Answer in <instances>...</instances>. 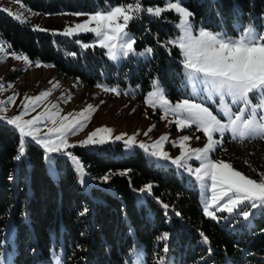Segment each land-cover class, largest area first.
Segmentation results:
<instances>
[{
    "label": "trees",
    "instance_id": "16d2710c",
    "mask_svg": "<svg viewBox=\"0 0 264 264\" xmlns=\"http://www.w3.org/2000/svg\"><path fill=\"white\" fill-rule=\"evenodd\" d=\"M129 1L19 0L46 14L91 12ZM165 1L141 0V4L146 7ZM180 2L194 13L195 28L222 27L229 33L236 32L235 26L256 22L264 13V0ZM177 17L167 10L159 17L140 12L131 19L127 27L135 38V48L151 47L152 55L136 60L129 57L118 65L109 61L105 48L94 43L92 32L65 36L40 31L3 10L0 39L11 50L32 61L49 63L58 74L78 78L87 86L128 81L146 89L157 74L171 97L177 98L179 91L174 87L184 80L182 57L179 48L164 46L178 34ZM84 44L90 47L84 48ZM19 141V132L0 120V241L10 223L14 233L12 243L7 244L14 251L13 264H54L53 249L62 250L63 264H127L134 242L142 246L146 264H157L165 244L167 254L179 264H264V209L249 223L244 219L232 224L213 220L204 215L198 189L186 175H179L171 164H155L142 149H127L119 140L67 148L83 163L87 184L78 180L72 159L61 153L52 155L57 173L52 177L45 149L33 140H28L24 155L16 160ZM219 150L252 176L264 169L262 138L241 141L226 135ZM124 170L130 171L119 174ZM105 175L110 177L108 182L102 180ZM150 183V194L138 191ZM158 201L170 205L167 215ZM165 232L168 239L157 240ZM200 233L208 237L207 244Z\"/></svg>",
    "mask_w": 264,
    "mask_h": 264
},
{
    "label": "snow or ice",
    "instance_id": "6c2138e0",
    "mask_svg": "<svg viewBox=\"0 0 264 264\" xmlns=\"http://www.w3.org/2000/svg\"><path fill=\"white\" fill-rule=\"evenodd\" d=\"M17 3H19V0H17ZM166 5V8L145 9L141 6V0H131L130 3L109 6L92 14L74 13L73 15L77 16L88 15L89 21L76 24L74 27H66L62 34L72 36L77 31L95 33L100 47L107 49L105 54L113 62L130 55L147 56L152 52V48L149 47L145 48L143 52H136L133 47L136 42L135 38L125 30L129 20L135 18L141 11L159 17L164 11L175 10L179 18V23L175 26L180 30V34L176 38L167 41L164 46L167 48L171 45L179 48L182 57L180 63L183 65L188 85L193 88V95L198 96L197 89L202 86L200 91L205 94L204 99L213 100L214 97L218 98L220 101L218 114L222 113L223 116L227 117L228 122L226 124L222 123L218 119V114H213L203 103H196L195 99H182L173 104L167 99L158 80L153 79L151 81L152 91L147 93L145 103L154 109L163 110L165 116H162V119L169 113L173 114L175 120L169 123H175L178 129L195 126L198 131H202L207 137V143L202 148H191L186 142L192 137L181 136L179 138L181 154L175 158H170L168 153L163 151V143L168 140L166 134L161 135L151 146L139 142L138 147L143 149L147 156L160 163L161 166H166L170 161L177 169H183L189 174L190 178L194 177V181L202 189L211 187V201L209 202L207 199L204 201L203 211L205 216L216 220V211H227L230 214L235 212L237 215H242L245 219H248L250 213L243 210L245 207L252 209L264 207V174H261L259 181L251 179L240 171L233 169L228 163L210 160L209 153L214 152L222 142L220 139L214 138V133H218L223 137L225 132H231L234 140L239 138L241 141L257 137L264 139V31H257L252 25L243 27L236 36H228L225 32H212L204 27L195 30L191 20L194 13L184 8L180 0H176L175 3L172 0H166ZM0 10L10 13L7 8ZM13 15L21 23L27 22L20 14ZM121 19L123 23L118 22ZM93 21L95 26L90 27L89 24ZM34 28L40 31H48L47 29H40L38 25ZM76 43H80V41L77 40ZM83 47L88 48L90 45L84 44ZM10 48L11 45L0 40V62H3L7 55H11L14 59H23L26 63H32L23 54L7 52L6 49ZM70 55H75V53H70ZM36 66H39L38 62ZM55 86H58V82ZM7 87L11 88L12 85L8 84ZM97 87L104 86L97 85ZM4 88L5 84L0 78V90H4ZM51 91V89H47L34 97L25 94V99L30 101V104L24 105V111L11 118L0 115V120H6L9 125H12L19 132V154L15 157L16 160H20L24 155L25 145L30 138L43 147L47 153H61L70 157L80 174L81 183H83V178L86 175L84 165L78 157L65 151L67 148L75 146L68 143L67 136L74 135L77 131L82 130L90 119V116L85 115V113L94 111L98 106L87 105L76 116L72 113L61 116L59 123L53 119V117L59 116V112L52 113L50 109L45 113H38L31 119H23L29 108L34 110L44 98L51 95ZM105 91L120 94L115 88H105ZM124 94H134V90L130 89ZM15 95L17 94L8 97V103L15 102ZM255 97H259V100L254 105L252 104V98ZM68 99H71V97L69 96ZM4 103V101H0V105ZM233 106H238L236 112L231 111ZM52 107L56 108L57 105ZM5 111L6 108L0 107V113ZM45 117H47V120ZM69 117H72L70 121ZM48 120L51 121L53 127L48 128L47 132L41 134L38 125L40 123L46 124ZM65 121L69 122L65 123ZM154 127L155 125H152L148 132H151ZM112 131L110 128L96 129L78 143L81 146L104 144L107 142L105 138L93 139V137L101 132L111 133ZM148 132H145L144 135L147 136ZM137 134H133L125 140L126 147L131 149L137 146L135 140ZM125 135L127 134L122 133L114 139L121 140ZM196 139H200V137H196ZM193 157L201 161L200 166L195 169L187 162L188 159ZM47 158L49 161L51 160V157ZM128 171L130 170H124L119 174L124 175ZM109 178V175H105L102 180L108 182ZM152 188L153 185L150 183L144 185L138 191L150 194ZM158 202L165 209L167 215L170 205L164 204L162 201ZM213 208H215V211L210 210ZM86 211L87 209H85ZM83 214L81 213V215ZM175 214L180 215L179 212ZM200 235L203 242L207 244L208 237L203 233H200ZM168 237L169 233L165 232L157 237V240L166 241ZM3 243L4 241H0V246ZM168 250V245L165 244L163 252L167 254ZM132 252L134 255L137 254V249L133 248ZM0 264H10V261L6 260L2 252H0ZM55 264H62V258L55 257ZM140 264H142V261ZM157 264H167L166 256H159Z\"/></svg>",
    "mask_w": 264,
    "mask_h": 264
},
{
    "label": "rangeland",
    "instance_id": "374dc122",
    "mask_svg": "<svg viewBox=\"0 0 264 264\" xmlns=\"http://www.w3.org/2000/svg\"><path fill=\"white\" fill-rule=\"evenodd\" d=\"M126 2L124 4L130 3ZM173 3L176 0H172ZM181 3V2H180ZM120 4H113L109 6H117ZM184 8H186L183 4H181ZM108 6V7H109ZM142 8H166V1L162 4L150 5L144 7L141 4ZM7 8L10 10L7 12L11 16L14 17L13 14H20L22 18H25L27 23L34 27L36 25L39 26L40 29H47L49 32L54 34H61L63 35V31L66 27H74L76 24L84 23L85 21H89L88 15H73L74 13H83V14H92L96 11H100L103 9H97L91 12H73V11H59L54 13H41L37 11H33L23 5L21 2L17 3L16 0H0V9ZM107 8V7H106ZM175 12V10H173ZM146 12V11H141ZM148 13V12H146ZM176 13V12H175ZM149 14V13H148ZM151 15V14H150ZM178 16V15H177ZM130 21V20H129ZM119 23H123V20H119ZM129 23V22H128ZM179 23V18L175 20V25ZM193 23V22H192ZM128 25V24H127ZM125 30L132 35V31L127 27ZM194 25V24H193ZM252 25L256 28L257 31H264V13L262 14L261 19H258L256 22H249L245 24L243 27H247ZM90 27H94L95 23L90 22ZM200 27H194L195 30H198ZM236 32L229 33L224 28L218 29H210L206 28L212 32H225L228 36H236L238 31L241 30L243 27L235 26ZM81 33L80 31L75 32L74 34ZM180 34V30L178 29V34L173 37L172 39L176 38ZM94 36V43L100 45L95 33ZM133 36V35H132ZM1 40V39H0ZM135 48V46L133 45ZM145 48L136 49V52H143ZM151 48V47H150ZM7 52H15L17 54H23L21 52H17L15 50L6 49ZM107 49H105V53ZM24 55V54H23ZM152 55V52L147 56H136L130 55L126 58H123L119 61L113 62L109 58V61L114 64H119L121 61L128 59L129 57H133L134 60L138 58H147ZM25 56V55H24ZM27 57V56H26ZM108 57V56H107ZM29 59V58H28ZM30 60V59H29ZM32 61V60H30ZM37 62L39 66H36ZM0 78H2V82L5 84L4 90H0V101H4L3 105L0 107L6 108L4 113H0L7 118H11L12 116L20 114L24 111V105L30 104V101L25 99V94L29 97H34L39 95L41 92L51 89V95L47 96L35 107L34 110L29 108L27 114L23 116V119H31L33 116H36L38 113H45L49 109L52 113L59 112V116L53 117V119L57 120L59 123L60 117L64 116L68 113H72L76 116L82 109H85L87 105L98 106L95 108L94 111L86 112L85 115H89L90 119L86 122V126L79 130L74 135H68L67 141L70 145H80L78 142L84 140L90 133L94 130L99 128H110L113 131L111 133L101 132L98 133L97 136L93 137V139H100L105 138L107 141H114L116 136L125 133V135L121 140L125 145V140L128 137L133 136V134L138 133L135 135V140L137 142V147L139 142H144L146 146H151L154 141H156L161 135H167L168 140L163 143V151L167 152L170 158H175L180 156L181 148L179 147V138L181 136H189L192 137L189 141L186 142L191 148H202L207 143V137L203 134L202 131H198L195 126L186 129H178L175 123H169L170 121L175 120V116L171 113L167 114V116L162 119V116H165L163 110L157 108L154 109L153 107L149 106L145 103V97L149 91H152V86L150 85L149 88L143 89L140 83L132 84L128 81L125 83L116 82V83H107L105 81H100L93 86H87L79 81L78 78H67L62 74H58L51 64L42 62L39 60L32 61L31 64L26 63L23 59H14L11 55H7L3 62H0ZM158 80L160 87L163 88L167 99L172 102L173 104L182 99H195L196 103H203L205 107L209 108L213 114H218L220 101L218 98L214 97L213 100L204 99V93L200 91V88L197 89L199 92L198 96L193 95V88L188 85V82L185 79L184 75V68H183V83L178 84L174 87L175 90L179 91V96L177 98H172L169 94V88L165 86L161 80L159 79L158 75L155 74L152 77V80ZM151 80V81H152ZM51 82V83H50ZM58 82V86L57 85ZM11 84L12 87L8 88L7 85ZM97 85H102L104 87H97ZM137 86H139L137 88ZM105 88L108 89H117L120 94L117 95L116 92L113 91H105ZM134 90V94H124L128 90ZM15 95V102L8 103V97ZM71 99H68V97ZM259 97L252 98V104H257ZM103 101V103H101ZM53 105H57L56 108H53ZM238 106H233L231 111L236 112ZM77 118H79L77 116ZM47 120V117H45ZM72 117H69V121ZM218 119L221 120L222 123H227V117L223 116L222 113L218 114ZM6 121V120H3ZM69 121H65L68 123ZM155 125L152 128L151 132H148V129ZM41 129V134L47 132V129L53 127V124L50 120L45 123H40L38 125ZM145 132H148V135H144ZM228 135L232 138L231 132H225L223 137H221L218 133H214L215 139H220L222 142L216 148V150L212 153H209V159L213 161H223L228 163L232 166L233 169L240 171L244 175L250 177L254 180H260L261 174H264V169L258 170V176H252L245 172L243 169L235 166L231 160L223 155V151L219 150L221 145L223 144V138ZM109 137H111L109 139ZM196 137H200V139H196ZM233 139V138H232ZM28 140H31L30 138ZM238 140H240L238 138ZM95 146V145H94ZM91 147V146H86ZM125 148L128 149V147ZM143 150V149H142ZM46 151V150H45ZM70 152L69 150H65ZM144 152V150H143ZM145 153V152H144ZM59 154V153H47L45 155L46 165L48 167L49 173L52 177H56L57 173L54 167V162L52 160V155ZM148 160H152L155 164L157 163L153 158L147 156ZM47 157H51V160ZM72 161V160H71ZM188 165H190L193 169L200 166L201 161L196 160L194 157L192 159H188ZM73 165L74 162L72 161ZM167 164H171L170 161ZM172 165V164H171ZM175 166V165H173ZM76 170V167L74 165ZM177 173L179 175H186V178L191 181V183L198 189L199 200L201 205L204 209V201L207 199L209 202L211 201L212 197V190L209 186L207 189H202L198 183L194 181V177L190 178L189 174L184 171L183 169H177L175 166ZM77 171V170H76ZM78 180L81 182L80 174L77 172ZM84 183L87 184L89 179L87 176H84ZM99 182V181H97ZM264 209V207H257L252 209L250 207H245L243 210L249 211L250 215L248 219H245L242 215H237L234 213H228L227 211H216V220H220L222 222H229L232 224L234 220H245L247 223L251 221V217L257 214L260 210ZM215 211V208L210 209ZM14 229L10 223H8L7 227L4 230L3 238L1 241H4L1 251L4 256L6 257L7 261H10V264H13V248H10L7 244V241L12 243ZM133 248L137 249V254H133ZM166 256L167 264H179V262L175 261L169 254H163ZM62 258V250L59 249L56 251L53 249L52 257L53 263L55 264V257ZM139 257V260H138ZM130 259V263L128 262ZM127 264H146L143 254V248L141 245L134 242L133 246L130 248L128 253ZM63 264V259H62Z\"/></svg>",
    "mask_w": 264,
    "mask_h": 264
},
{
    "label": "crops",
    "instance_id": "0c3cea01",
    "mask_svg": "<svg viewBox=\"0 0 264 264\" xmlns=\"http://www.w3.org/2000/svg\"><path fill=\"white\" fill-rule=\"evenodd\" d=\"M129 149V148H128Z\"/></svg>",
    "mask_w": 264,
    "mask_h": 264
}]
</instances>
